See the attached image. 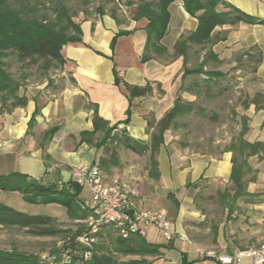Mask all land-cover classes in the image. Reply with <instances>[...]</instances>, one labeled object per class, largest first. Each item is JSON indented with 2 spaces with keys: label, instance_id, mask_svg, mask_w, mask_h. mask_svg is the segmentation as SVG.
Here are the masks:
<instances>
[{
  "label": "crops",
  "instance_id": "obj_1",
  "mask_svg": "<svg viewBox=\"0 0 264 264\" xmlns=\"http://www.w3.org/2000/svg\"><path fill=\"white\" fill-rule=\"evenodd\" d=\"M226 1L245 13L264 18L262 0ZM168 9L169 24L160 43L171 52L181 34L196 28L197 20L185 11L182 0H174ZM118 18L116 21L106 12L77 21L81 39L79 43L63 46L65 62L62 67L54 69L49 80L44 77L38 83L28 85L24 106H16L0 115V175L20 173L43 184L61 186L75 180L74 171L78 166L98 163L99 157H108V169L99 167L105 183L112 180L127 182L134 189L137 207L166 211L172 238L165 240L151 225L146 227L143 235L149 243L169 244V247L160 248L161 253L153 263L182 264L185 255L191 264H220L214 259H206L202 252L243 250L240 249L243 237L235 230L244 229L249 233L250 228L245 220L236 224L234 218L240 214L248 215L253 210L258 214L253 219L264 221V153L260 152L262 156L255 153L247 158L255 177L244 186L249 195L231 204L233 220L223 219L211 229L205 227L206 220H213L211 209L222 205L218 193L231 187L232 152L224 148L240 131L243 116L248 127L244 138L249 142H264V106L256 109L251 103L242 108L236 118L235 132L227 135L225 140L214 137L211 148L195 149L189 144L183 145L180 134L172 132L171 128L165 130L163 142L155 154L157 178L150 174L148 151L137 154L116 147L108 151L103 147L96 148L94 142L101 136L98 131L89 142L83 141L80 133L93 129L95 114L108 126H116L115 130H125L131 138L149 142L153 128H147L148 118L160 120L173 106L178 93L185 101L196 100L193 91L180 92V86L188 77L182 79L184 59L189 66L190 50L195 46L186 50L185 57L159 55L141 61L146 43L145 30L141 26L135 29L136 22L129 17L118 15ZM120 30L128 33L117 35ZM217 30L225 39L209 48L219 59L252 46L261 50V62L251 76L260 84L258 91L264 94V26H223ZM115 76L130 85H149L151 92L129 98L115 82ZM199 76L204 77L203 74ZM193 87L189 89L196 91ZM49 130L53 132L44 140V133ZM124 154L129 155V163H125ZM211 190L216 197L212 196ZM15 192L18 193L12 191ZM90 196L89 189L81 185L79 198L89 199ZM209 200L217 202L209 203ZM221 208V213L230 212L226 206ZM260 235L264 237V232H256L252 237L257 241Z\"/></svg>",
  "mask_w": 264,
  "mask_h": 264
},
{
  "label": "trees",
  "instance_id": "obj_2",
  "mask_svg": "<svg viewBox=\"0 0 264 264\" xmlns=\"http://www.w3.org/2000/svg\"><path fill=\"white\" fill-rule=\"evenodd\" d=\"M173 1L124 0L125 6L118 4L107 13L116 21H119L118 15L129 17L136 22L135 29L141 26L145 30L146 43L140 58L141 61L159 55H166L167 58H175L178 55L185 57L186 50L191 46H198L201 50H205L202 60L195 66H187L186 59H184L182 79L191 75L203 74L201 85L203 84L206 88L209 84L215 83L217 79L227 75L226 70L204 69L208 60H221L209 48L210 45L225 39L217 29L223 26L238 25L259 24L264 26V18L245 13L226 0H182L185 11L196 18L197 25L193 31L181 34L172 51L169 52L161 45L160 40L167 30L170 19L168 7ZM262 1L264 2V0ZM23 3V0H0V93L2 104H6L9 98L12 99L9 106H6L7 110L16 106H24L27 102L25 91L19 92L22 83L13 78L6 69L4 57L9 52L13 53L24 67L38 64L42 70V76L49 80L48 70L60 68L65 62L62 54L63 46L79 43L81 39L79 23L73 19L75 13L70 12L65 5L58 4L52 8L50 14L42 12L40 16H37L40 1H38V5L30 4L27 1L26 5ZM97 12L99 14L106 13L102 6L97 7ZM126 12H128V16L124 15ZM124 33H128V31L120 30L117 35ZM244 54L249 56L248 61L251 63L249 72L254 74L261 62L262 52L257 46H252ZM26 77L25 73L20 75L22 80ZM115 82L122 86L129 98L141 97L151 92L149 85H130L120 82L117 76H115ZM192 85L199 87L200 83L193 81L188 86L182 83L180 92L191 90L196 96L199 95V89L196 91L189 89ZM251 103L255 105L256 109L263 107L264 95L257 93L250 101L243 103V108ZM193 107V102L185 101L178 93L173 106L160 120L155 121L153 117L147 119V128H153L149 142L135 140L128 136L125 130H115L116 126H108L95 114L92 118L93 129L82 131L80 135L83 141L89 142L97 131L100 132L101 136L96 139L94 145L96 148L103 147L107 151L115 147L137 154L148 151L150 174L157 178L155 154L163 142V132L170 128H177L179 118L190 113ZM34 114L29 120L30 126L33 123ZM241 119L240 131L224 148L232 152L229 177L231 187L230 190L225 189L218 193L220 202L223 206L228 207L230 213L233 208L231 204L236 199L249 195L245 192L244 186L247 181L253 180L255 177V172L248 165L247 158L255 153L259 156H262L259 154L260 152L264 153V142H249L244 138L248 127L245 116ZM52 132L53 130L45 132L43 139H48ZM98 165L103 169L109 167L103 158L98 162ZM0 190L17 191L28 203L58 204L66 210L67 216L73 219L84 220L90 213L88 209L82 207L79 198L81 185L75 180L57 186L56 184L40 183L24 174L12 173L0 175ZM54 225L55 219L51 215H30L0 202V227L16 226L25 229L29 234L44 236L61 232ZM85 229V225L81 224L67 235L63 250L75 253L68 260L53 257L57 259L56 264H152L153 260L160 255V248L169 247L168 243L164 245L149 243L138 234L122 237L109 225L95 233V240L90 246H87L78 240V236ZM86 251L91 254L84 257L82 254ZM0 264L47 263L28 255L0 251ZM182 264H191L185 255L182 256Z\"/></svg>",
  "mask_w": 264,
  "mask_h": 264
},
{
  "label": "rangeland",
  "instance_id": "obj_3",
  "mask_svg": "<svg viewBox=\"0 0 264 264\" xmlns=\"http://www.w3.org/2000/svg\"><path fill=\"white\" fill-rule=\"evenodd\" d=\"M24 5L26 1L30 4H37L40 1L39 11L37 16H40L42 12L51 13L52 8L56 5L63 4L72 13H75L73 19L75 21H81L84 19L93 18L99 13L97 7L102 6L106 12L113 6L118 4L124 5V0H23ZM123 14V13H122ZM124 15L128 16V12ZM247 48L235 51L232 54L225 56L221 60L214 61L208 60L204 66L205 70H226V76L219 78L213 84H209L207 88L203 86L202 78L199 75H191L186 78L185 85H191L193 81L200 83L199 95L196 96V100L193 101V109L190 113L179 118V126L177 128H171V131L181 135L182 144H189L192 148H211L212 140L214 137L224 139L227 135H231L235 132L236 118L239 112L243 108V103L250 101L259 92L260 84L254 81L251 73H244L249 71L251 63L248 61V57L244 52ZM191 51V59L189 60V66L197 65L201 60L205 50H201L200 47L195 46ZM7 71L13 78L17 79L21 84L19 92H28L27 87L29 84L38 83L43 80L42 70L38 67V64L25 66L21 65L16 59V56L9 52L5 57ZM237 70V73L235 71ZM54 69L50 68L48 73L53 72ZM232 71L229 74V72ZM22 73L27 74V77L22 80L20 75ZM240 74L245 75L243 78ZM239 77V78H238ZM193 87V85H192ZM194 88V87H193ZM11 98L8 99L6 104L1 102L0 93V115L10 112L15 107L7 110L6 106L11 103ZM202 136V139H200ZM121 150V148H117ZM125 156V157H124ZM123 158L125 163H129V155L124 154ZM102 158H98V162ZM108 163V157L103 160ZM113 181V180H112ZM111 181V182H112ZM120 181V180H117ZM212 196L216 197L214 190H211ZM134 198V197H133ZM134 200V199H133ZM207 201V200H206ZM0 202L12 207L15 210L30 214V215H51L55 219V227L60 229L61 232L54 235H32L25 231V229L16 226H1L0 227V251L10 254H22L30 257L41 259L47 264H56L57 259L53 257H59V259L68 260L74 255L75 252L69 253L68 250H63L64 244L68 238V234L73 232L78 225H83V220L73 219L67 216L66 210L55 203H28L20 198L19 193H12V191L0 190ZM217 202L216 200H209V203ZM222 205H217L213 211V220H206L205 227L220 223L221 220H233V216L230 212L225 214L221 210ZM244 213V212H243ZM258 214L255 211H251L248 215L240 214L234 218L236 224H241L242 220H245L246 225L250 228V232H244V229L235 230L240 234V249H247L256 247L264 243V237L258 238L252 237L256 232H264V221H256L253 218ZM259 229L258 231H256ZM254 230L256 232H254ZM63 250V251H61ZM204 252V251H203ZM91 253L85 252L82 254L84 257L89 256ZM157 264V263H153Z\"/></svg>",
  "mask_w": 264,
  "mask_h": 264
},
{
  "label": "built area",
  "instance_id": "obj_4",
  "mask_svg": "<svg viewBox=\"0 0 264 264\" xmlns=\"http://www.w3.org/2000/svg\"><path fill=\"white\" fill-rule=\"evenodd\" d=\"M74 176L76 182L86 186L91 195L89 199L81 200L82 207L90 211L83 220L86 229L78 236L81 243L90 246L95 240V233L106 225L111 226L122 237L130 234L143 236L146 227L151 225L160 231L165 240L172 238L166 211L137 207L133 200V187L117 180L105 183L97 162L78 166ZM202 255L220 264H264V243L232 253L206 250Z\"/></svg>",
  "mask_w": 264,
  "mask_h": 264
}]
</instances>
